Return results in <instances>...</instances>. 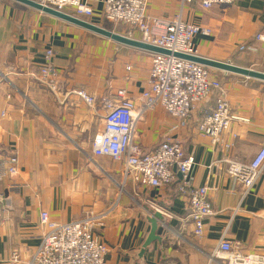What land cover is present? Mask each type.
<instances>
[{"label":"crops","instance_id":"0c3cea01","mask_svg":"<svg viewBox=\"0 0 264 264\" xmlns=\"http://www.w3.org/2000/svg\"><path fill=\"white\" fill-rule=\"evenodd\" d=\"M87 1L94 8L88 21L128 34V26L104 18L105 0ZM188 6L187 20L212 31L194 38L197 55L264 72V42L256 40L264 27V0H237L212 9L193 0ZM180 10V0L148 3L149 14L156 17L172 18ZM132 35L142 38L138 31ZM48 49L59 71L55 91L34 76ZM151 53L17 1L0 0V158L19 160L18 173L0 184V264H23L32 256L45 231L42 211L60 223L88 213L103 216L97 234L108 246V264H222L210 255L224 235L243 252L264 256V172L243 196L225 161L250 160L264 145V80L213 68L232 110L248 119L233 122L220 144L198 130L214 109L217 93L199 104L185 125L162 107L148 115L144 150L180 141L195 158L194 187L209 188L215 215L206 218L202 238L186 219L180 175L162 187L135 186L124 182L122 160L93 153V139L107 113L104 103L119 89L131 98L140 96L148 86ZM82 90L95 102L83 99ZM154 221L156 238L146 246Z\"/></svg>","mask_w":264,"mask_h":264},{"label":"built area","instance_id":"2783aa9c","mask_svg":"<svg viewBox=\"0 0 264 264\" xmlns=\"http://www.w3.org/2000/svg\"><path fill=\"white\" fill-rule=\"evenodd\" d=\"M32 1L87 21L94 15V8L87 0ZM180 2L181 10L178 13L172 18H161L149 14V0H105L103 15L106 20L114 25L128 26L130 30L126 36L134 38L132 33L138 31L142 35L139 40L171 53H151L148 86L137 99L128 96L125 89H119L114 97L106 100L104 106L107 113L102 128L93 139L92 150L97 156L122 160L124 182L131 181L135 186L162 187L176 182L180 175L179 191L188 200L186 219L193 224L195 236L202 238L206 218L215 215L208 196L209 188L194 187L191 173L195 158L185 152L180 141H163L150 151L144 150L141 136L148 115L162 107L185 125L196 107L217 93L214 109L198 125L199 133L209 137L213 144L224 141V134L233 122L248 119L232 110L213 68L175 55L177 52L197 55L194 38L198 34L210 35L212 32L210 28L187 20L186 10L193 0ZM236 2L201 0V5L205 9H212ZM256 40L264 42V27L256 35ZM53 57L54 51L46 50L45 64L34 76L55 91L59 71ZM78 94L90 104L95 102V97L83 90ZM224 146L229 149L231 144ZM225 161L227 172L243 186V196H246L264 172V145L250 160L226 158ZM18 162L16 156L0 158V169H3L0 170V184L5 178L18 173ZM0 198L2 201L4 195H0ZM165 215L172 216L168 212ZM40 220L45 227L40 244L23 264H108V246L97 234V229L104 225L103 216L88 213L83 218L60 223L51 220L47 211H42ZM12 259L20 261L17 252H13ZM210 260H219L222 264H264L262 254L243 252L240 244L226 235L220 239Z\"/></svg>","mask_w":264,"mask_h":264},{"label":"water","instance_id":"95a60500","mask_svg":"<svg viewBox=\"0 0 264 264\" xmlns=\"http://www.w3.org/2000/svg\"><path fill=\"white\" fill-rule=\"evenodd\" d=\"M14 1H17L21 4L29 6L31 8L43 11L45 13H48V14H51V15L56 16L58 18H61L65 21H68V22H71L73 24L84 27L88 30H91L97 34L103 35V36L110 38V39H112L118 43H121V44H125V45L132 46L135 48L143 49V50H146V51H149L152 53H163V54L171 53L169 50H166L164 48L148 44V43H146L142 40H139V39H135V38L128 37L126 35L119 34V33L114 32L112 30L98 26V25H96L90 21L80 19V18H76L74 16H71V15L56 11L52 8L43 6V5H41L37 2H34L32 0H14ZM175 55L178 57L184 58V59L196 61L198 63L209 66L211 68L221 69L224 71L233 72V73H237L240 75L264 80V72L254 70V69H250V68H244V67L232 64L230 62H223V61L213 60L210 58H205V57H202L199 55H187V54L178 53V52L175 53ZM157 226H158L157 221H154L153 225H152V231H151L150 237L148 238V240L146 242V246L148 244H150L153 240H155Z\"/></svg>","mask_w":264,"mask_h":264}]
</instances>
